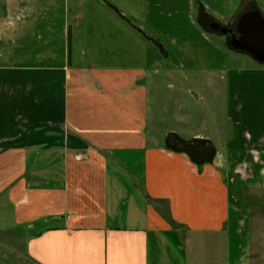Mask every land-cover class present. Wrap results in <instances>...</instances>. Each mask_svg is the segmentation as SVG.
I'll return each instance as SVG.
<instances>
[{
	"label": "crops",
	"instance_id": "0c3cea01",
	"mask_svg": "<svg viewBox=\"0 0 264 264\" xmlns=\"http://www.w3.org/2000/svg\"><path fill=\"white\" fill-rule=\"evenodd\" d=\"M8 2L0 218L8 209L14 228H26V256L35 264H213L220 256L263 264L264 245L254 244L264 235L255 237L240 195L264 191V63L210 26L236 34L244 13L264 19V0ZM171 57L222 98L191 137L154 131L153 82Z\"/></svg>",
	"mask_w": 264,
	"mask_h": 264
},
{
	"label": "rangeland",
	"instance_id": "374dc122",
	"mask_svg": "<svg viewBox=\"0 0 264 264\" xmlns=\"http://www.w3.org/2000/svg\"><path fill=\"white\" fill-rule=\"evenodd\" d=\"M11 8L8 0H0V23L7 19ZM154 40L157 42L156 39ZM228 40H230L229 37ZM172 58L169 62L170 64L164 66L165 70L162 69L156 73L153 82V89L155 91V100L153 101L155 117L153 123L156 128L154 131L157 135L184 131L182 132L183 136L191 137L195 133H198L196 126L199 124L200 116L206 118L209 117V112L212 109L221 110L223 102L221 96L212 99L207 88L202 89L199 87L201 86L200 77L193 78L191 73L176 70ZM180 124L182 130H178ZM220 158L223 159L221 155ZM221 159H219V163L223 164ZM233 181L238 185L239 178L234 177ZM238 187L240 186L238 185ZM242 195H245L247 198V205H251L252 230L254 235L256 238L262 237L264 235V217L256 206L258 205V200L264 201V191L258 192L257 188H253L245 192L243 191L240 196L242 197ZM249 199H251L250 202L248 201ZM7 211L8 209H5L3 211L4 215L0 218V264H35L25 253V242L28 237L26 228H14ZM180 231L184 240L192 238L184 229H180ZM258 244V248H262L264 242H256L254 245L257 247ZM202 253H196L195 259L198 262H200V255ZM221 257L216 258L213 264H224V258ZM211 262H213L211 258L202 257L203 264H211Z\"/></svg>",
	"mask_w": 264,
	"mask_h": 264
},
{
	"label": "water",
	"instance_id": "95a60500",
	"mask_svg": "<svg viewBox=\"0 0 264 264\" xmlns=\"http://www.w3.org/2000/svg\"><path fill=\"white\" fill-rule=\"evenodd\" d=\"M210 27L215 33L229 34L231 48L245 51L256 61L264 63V19L258 11L246 12L240 17L235 26L237 37L232 29H227L217 23H212Z\"/></svg>",
	"mask_w": 264,
	"mask_h": 264
},
{
	"label": "flooded vegetation",
	"instance_id": "af4514ba",
	"mask_svg": "<svg viewBox=\"0 0 264 264\" xmlns=\"http://www.w3.org/2000/svg\"><path fill=\"white\" fill-rule=\"evenodd\" d=\"M234 34V33H233ZM235 35V34H234ZM230 36V35H229ZM236 36V35H235Z\"/></svg>",
	"mask_w": 264,
	"mask_h": 264
}]
</instances>
